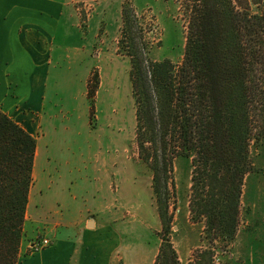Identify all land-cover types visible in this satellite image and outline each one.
<instances>
[{"label":"trees","instance_id":"16d2710c","mask_svg":"<svg viewBox=\"0 0 264 264\" xmlns=\"http://www.w3.org/2000/svg\"><path fill=\"white\" fill-rule=\"evenodd\" d=\"M240 7L192 0L180 64L127 53L137 151L152 172L162 224L154 264H180L171 239L177 157L190 161V221L204 223L211 244L190 264H212L216 240L229 245L242 223L245 180L255 171L250 145L264 138V13ZM121 15L123 31V7ZM98 85L93 70L91 105ZM35 151L36 138L0 109V264L18 263Z\"/></svg>","mask_w":264,"mask_h":264},{"label":"rangeland","instance_id":"374dc122","mask_svg":"<svg viewBox=\"0 0 264 264\" xmlns=\"http://www.w3.org/2000/svg\"><path fill=\"white\" fill-rule=\"evenodd\" d=\"M233 2L241 4L237 9L247 7L250 15L264 13V0ZM191 4L192 0L78 2L80 15L77 26L83 28L92 17L89 28L90 38L95 42L94 54L87 59L86 65H90L91 72L97 70L99 85L101 73L104 78L103 90L97 100L98 85L92 105L86 94L88 121L92 127L89 130L96 132L99 128L102 135L97 138L95 134H89L86 128L83 129L77 116L80 105L76 102L77 115L73 113L69 116L68 127L59 123L61 128L57 132H51L45 139L48 150L54 153L49 155H55V162L45 165L53 173V177L61 172L68 176L67 166H60L59 163H79L84 155L83 151L86 152L84 157L88 158L89 152L94 153L98 147L97 143L102 150L108 148L111 157L112 154L117 155L109 162V202L101 207L104 210L101 220L106 222L105 232L110 239L117 238L126 252L133 250L136 254L139 253L148 264H154L159 251L162 224L152 188V172L139 158L137 151L135 103L130 80L131 59L127 53H135L145 61L168 58L174 64H180ZM122 7L125 20L123 31ZM62 30L61 28L60 31ZM97 35H101L99 39ZM121 38L123 41L120 43ZM250 156L255 171L246 176L242 223L229 245L224 246L216 240L215 247L211 248L212 264H264V138L251 143ZM114 163L115 166H112ZM190 175L189 159L177 157L173 171L175 200H171V204L175 205V211L171 239L180 264H190L196 249L211 245L205 237L204 223L192 222L189 218ZM48 193L51 194V191ZM45 227L46 223L38 229L33 239L28 240V252L34 251L31 248L32 242L49 238Z\"/></svg>","mask_w":264,"mask_h":264},{"label":"crops","instance_id":"0c3cea01","mask_svg":"<svg viewBox=\"0 0 264 264\" xmlns=\"http://www.w3.org/2000/svg\"><path fill=\"white\" fill-rule=\"evenodd\" d=\"M82 1L0 0V109L36 138L17 264H148L139 253L126 252L117 238L110 239L101 220V207L109 202V162L117 155L111 157L108 148L102 150L97 143L88 158L83 151L79 163H59L67 166L68 176L61 172L53 177L45 168L55 162L45 139L61 128L59 123L67 126L69 116L77 115L76 102L83 129L97 138L102 135L99 128L89 130L86 94L91 67L86 63L95 42L90 38L91 16L83 28L77 26V3ZM103 79L101 73L97 100ZM45 223L50 244L28 252V240Z\"/></svg>","mask_w":264,"mask_h":264},{"label":"built area","instance_id":"2783aa9c","mask_svg":"<svg viewBox=\"0 0 264 264\" xmlns=\"http://www.w3.org/2000/svg\"><path fill=\"white\" fill-rule=\"evenodd\" d=\"M50 239L47 237H44L40 240H35L34 242H32L31 244V248H33V250H38L40 248H44L46 246H48L50 244Z\"/></svg>","mask_w":264,"mask_h":264}]
</instances>
